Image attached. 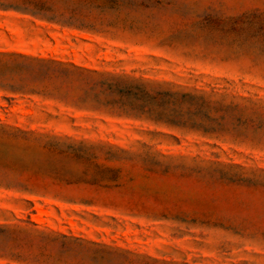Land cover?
I'll use <instances>...</instances> for the list:
<instances>
[{"label":"rangeland","instance_id":"374dc122","mask_svg":"<svg viewBox=\"0 0 264 264\" xmlns=\"http://www.w3.org/2000/svg\"><path fill=\"white\" fill-rule=\"evenodd\" d=\"M45 1L70 17L78 0ZM115 1L125 24L101 33L0 9V52L207 105L173 99L172 126L0 91V181L28 185L0 186V264H264V0Z\"/></svg>","mask_w":264,"mask_h":264},{"label":"trees","instance_id":"16d2710c","mask_svg":"<svg viewBox=\"0 0 264 264\" xmlns=\"http://www.w3.org/2000/svg\"><path fill=\"white\" fill-rule=\"evenodd\" d=\"M121 5L122 3L115 0H78L65 7V11L71 13L70 17L51 16L58 11L53 3L45 0H27L21 5L11 7L0 5V9L28 14L63 29L101 33L108 28L125 24V21L106 17L109 11L119 8ZM0 91L11 95L10 98H7L9 101L15 100L16 97L40 96L78 108H82L86 104H93L96 109H105L129 117H146L164 121L172 126L173 120L170 119L172 114H169V106L173 105V99L178 101L179 97H182L193 105H199L200 110L207 105L203 97L189 94L180 96L171 91L159 90L148 83L108 76L74 65L2 52H0ZM191 128H199V126L193 123ZM29 135V133L18 129L14 133L16 139L43 143L45 148L67 145L55 139L48 141L32 139ZM74 143L72 145H76ZM68 147L74 146L69 145ZM1 185L7 188L15 187L28 190V185L15 180L0 181ZM2 233L14 235L17 232L7 230ZM83 247L78 245L71 247L69 251L76 252ZM93 255L94 260L129 261L128 253L109 248L95 249Z\"/></svg>","mask_w":264,"mask_h":264}]
</instances>
